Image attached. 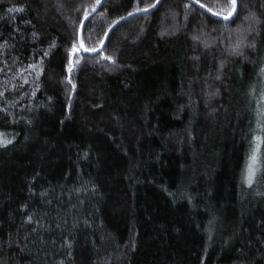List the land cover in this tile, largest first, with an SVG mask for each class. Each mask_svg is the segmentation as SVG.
<instances>
[{"label": "trees", "instance_id": "1", "mask_svg": "<svg viewBox=\"0 0 264 264\" xmlns=\"http://www.w3.org/2000/svg\"><path fill=\"white\" fill-rule=\"evenodd\" d=\"M97 4L0 0V264H264V0Z\"/></svg>", "mask_w": 264, "mask_h": 264}, {"label": "snow or ice", "instance_id": "2", "mask_svg": "<svg viewBox=\"0 0 264 264\" xmlns=\"http://www.w3.org/2000/svg\"><path fill=\"white\" fill-rule=\"evenodd\" d=\"M100 0H96V3H99ZM196 3H199V0H195ZM230 7L226 8L225 11L227 12V15L224 17L225 19L228 18V16L232 15V11L233 9L236 7V0H230ZM93 8V10H95V5L91 6ZM153 7L152 4H148L146 5L144 8H140V7H134L133 12H141V11H147L149 8ZM201 7H204L203 5H201ZM185 9H190V3H186L184 5ZM23 10V6L20 7H11L8 9L9 12H15V11H22ZM209 12H212V8H208ZM133 12H129L128 15L131 16L133 14ZM85 16L88 15V11L87 8H85ZM214 15H221L220 11H217L214 13ZM186 16H187V12H186ZM124 17H120V19H123ZM245 19H251L252 21L255 22V16L254 14H250L249 17H245ZM116 21H113V24H115ZM81 23H83V21H81ZM109 27H111V25H109ZM249 31L252 30L251 26H249ZM36 34L33 33V36H35ZM107 35V33L105 34ZM195 39H198V37H194ZM100 43H103V40L100 41ZM54 46V45H53ZM253 46V45H250ZM239 47V45H234L233 46V51H236V49ZM73 50H75V46L73 48ZM93 49H89V51H92ZM45 56L48 55V52L46 51L44 53ZM109 60H113V57L109 56L106 57ZM38 65H30V67L36 68ZM68 71L71 72L72 71V61L71 59H69V65H68ZM39 75V73H37ZM219 78V77H217ZM65 79H69L68 77H65ZM71 81L69 80V83ZM73 89L76 87L75 85H72ZM69 99H71V93H69ZM264 142V137L261 136H257V135H253V146L251 148L249 157H248V163L246 165V170H245V182L249 185H251L253 183V180L255 178V175L257 173V171L260 170V162H259V150H260V144ZM11 143L10 140L4 138L3 134L0 133V145H7ZM29 220L31 219V217L28 218Z\"/></svg>", "mask_w": 264, "mask_h": 264}, {"label": "water", "instance_id": "3", "mask_svg": "<svg viewBox=\"0 0 264 264\" xmlns=\"http://www.w3.org/2000/svg\"><path fill=\"white\" fill-rule=\"evenodd\" d=\"M104 0H100V2L95 6V10H92L84 19H83V23L80 24V27H79V32H78V45H79V51L82 53V54H87V55H94V54H97L98 52H100L102 50V48L104 47L110 33L112 32L113 29H115L119 24H121L122 22H124L125 20L131 18V17H134L138 14H141L142 12L144 11H141V12H134L131 16L129 15H126L124 16L123 19H119L115 22V24H112L111 27L107 30V35L104 36V39H103V43L95 50H92V51H88V50H85L82 43H81V32L85 26V23L88 21V19L99 9V7L102 5ZM191 1L193 4H195L196 6L200 7L202 10H204L205 12H207L208 14H210L214 19L216 20H220V21H229L231 19H233L235 17V14H236V7L233 9L232 11V15L231 16H228L227 19H225L224 17L225 16H222V15H214V13L212 12H209L208 9L204 8V7H201L200 4L192 1V0H189ZM161 0H157L154 4H153V7L149 8L147 11L149 10H152L154 8H156L159 4H160Z\"/></svg>", "mask_w": 264, "mask_h": 264}, {"label": "rangeland", "instance_id": "4", "mask_svg": "<svg viewBox=\"0 0 264 264\" xmlns=\"http://www.w3.org/2000/svg\"><path fill=\"white\" fill-rule=\"evenodd\" d=\"M247 163H248V161H247ZM245 170H246V168H245ZM245 176V175H244Z\"/></svg>", "mask_w": 264, "mask_h": 264}]
</instances>
